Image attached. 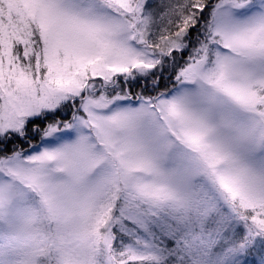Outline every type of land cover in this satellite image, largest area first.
<instances>
[{
  "label": "snow or ice",
  "instance_id": "1",
  "mask_svg": "<svg viewBox=\"0 0 264 264\" xmlns=\"http://www.w3.org/2000/svg\"><path fill=\"white\" fill-rule=\"evenodd\" d=\"M0 264H264V0H0Z\"/></svg>",
  "mask_w": 264,
  "mask_h": 264
}]
</instances>
